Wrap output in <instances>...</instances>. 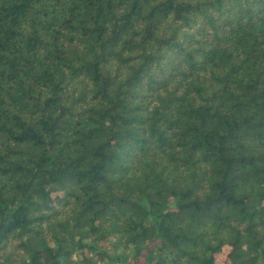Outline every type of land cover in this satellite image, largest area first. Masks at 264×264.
Segmentation results:
<instances>
[{"label": "trees", "instance_id": "trees-1", "mask_svg": "<svg viewBox=\"0 0 264 264\" xmlns=\"http://www.w3.org/2000/svg\"><path fill=\"white\" fill-rule=\"evenodd\" d=\"M0 264H264V0H0Z\"/></svg>", "mask_w": 264, "mask_h": 264}, {"label": "rangeland", "instance_id": "rangeland-1", "mask_svg": "<svg viewBox=\"0 0 264 264\" xmlns=\"http://www.w3.org/2000/svg\"><path fill=\"white\" fill-rule=\"evenodd\" d=\"M221 260H223L222 257H221Z\"/></svg>", "mask_w": 264, "mask_h": 264}]
</instances>
